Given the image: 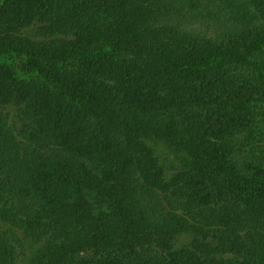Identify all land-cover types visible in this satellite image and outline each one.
I'll return each mask as SVG.
<instances>
[{
	"label": "trees",
	"instance_id": "1",
	"mask_svg": "<svg viewBox=\"0 0 264 264\" xmlns=\"http://www.w3.org/2000/svg\"><path fill=\"white\" fill-rule=\"evenodd\" d=\"M0 264H264V0H0Z\"/></svg>",
	"mask_w": 264,
	"mask_h": 264
},
{
	"label": "rangeland",
	"instance_id": "2",
	"mask_svg": "<svg viewBox=\"0 0 264 264\" xmlns=\"http://www.w3.org/2000/svg\"><path fill=\"white\" fill-rule=\"evenodd\" d=\"M11 111H12V109H10ZM161 149V151L162 150H164V148H160ZM173 158V156L171 155V156H169V157H166V160H167V162H168V165H170L169 164V162H170V160ZM174 162H172V164H173ZM21 262V261H20Z\"/></svg>",
	"mask_w": 264,
	"mask_h": 264
}]
</instances>
